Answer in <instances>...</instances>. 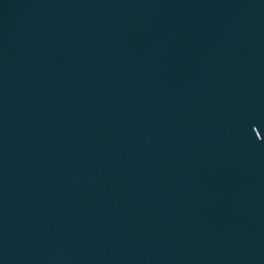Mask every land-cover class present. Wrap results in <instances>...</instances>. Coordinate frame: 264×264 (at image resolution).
<instances>
[{
	"label": "water",
	"instance_id": "obj_1",
	"mask_svg": "<svg viewBox=\"0 0 264 264\" xmlns=\"http://www.w3.org/2000/svg\"><path fill=\"white\" fill-rule=\"evenodd\" d=\"M0 264H264V0H0Z\"/></svg>",
	"mask_w": 264,
	"mask_h": 264
}]
</instances>
